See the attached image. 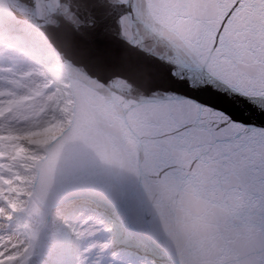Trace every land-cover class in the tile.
Returning a JSON list of instances; mask_svg holds the SVG:
<instances>
[{
  "label": "water",
  "instance_id": "1",
  "mask_svg": "<svg viewBox=\"0 0 264 264\" xmlns=\"http://www.w3.org/2000/svg\"><path fill=\"white\" fill-rule=\"evenodd\" d=\"M4 1L8 8L5 4L0 30L46 34L68 78L70 122L42 147L44 155L35 166L42 175L52 177L59 169L65 177L56 197L125 215L134 239L176 264L209 259L259 264L264 239L257 231L233 232L225 226L203 233L177 223L189 208L187 201L179 200L172 185H162V172L145 160L144 141L151 138L146 123L159 113L158 101L193 100L240 124L264 127V97L197 79L183 66L192 59L188 41L195 39L200 21L215 13L212 0ZM7 12L27 26L8 19ZM259 174L254 169L239 189L248 207L233 217L257 230L264 229ZM31 189L43 205L47 187ZM127 235L124 229L125 242L151 254Z\"/></svg>",
  "mask_w": 264,
  "mask_h": 264
},
{
  "label": "snow or ice",
  "instance_id": "2",
  "mask_svg": "<svg viewBox=\"0 0 264 264\" xmlns=\"http://www.w3.org/2000/svg\"><path fill=\"white\" fill-rule=\"evenodd\" d=\"M212 7L214 15L201 20L195 39L188 41L193 56L183 66L197 79L207 77L240 95L264 97V0H212ZM154 107L160 111L146 123L151 137L144 141L146 163L162 172L160 183L172 185L177 195L187 187L197 193L194 204L183 210L190 230H218L198 214L215 207L230 217L239 215V189L254 169L264 184V127L240 124L193 100L169 98Z\"/></svg>",
  "mask_w": 264,
  "mask_h": 264
},
{
  "label": "rangeland",
  "instance_id": "3",
  "mask_svg": "<svg viewBox=\"0 0 264 264\" xmlns=\"http://www.w3.org/2000/svg\"><path fill=\"white\" fill-rule=\"evenodd\" d=\"M2 18L0 14V26ZM29 46L38 56L55 60L62 87L49 91L47 74L29 67L36 62V57L25 55ZM66 83L58 59L41 36L0 30V264H170L125 242L124 216L112 212L80 205L73 215L83 211L93 218L81 235H69L52 224L46 232L49 238L42 233L41 210L29 192L41 148L68 124ZM41 113L49 116L44 128L37 119ZM22 234L33 243L21 248Z\"/></svg>",
  "mask_w": 264,
  "mask_h": 264
},
{
  "label": "clouds",
  "instance_id": "4",
  "mask_svg": "<svg viewBox=\"0 0 264 264\" xmlns=\"http://www.w3.org/2000/svg\"><path fill=\"white\" fill-rule=\"evenodd\" d=\"M45 40L48 43H51L48 40L47 35L45 34ZM54 47V46H53ZM56 51H59L56 49ZM25 55H32L36 57V62L29 65L31 68H35L40 71H44L47 74L48 79L52 81V86L49 91L57 88L62 87V81L60 77L57 75L54 64V59H46L44 57L38 56L31 47L24 49ZM37 119L40 121L39 127L44 128L47 126L49 122V116L47 113H41ZM30 148H35V145H28ZM42 151V149L40 150ZM23 172V170H21ZM33 189L39 192L42 188L47 187L48 190V198L44 201L41 209V213L38 217V222L42 225H56L60 229L64 230L67 234L72 236H79L82 232L88 229L93 224V218L89 216L87 213L80 211L78 215H73L74 212L77 211L78 205L71 203L67 200H61L56 197V193L61 191L63 188V184L65 181V177L61 174L60 170L58 169L56 174L52 177H48L47 175H42L39 172H36L33 169ZM33 173L24 172L25 175H32ZM83 179L87 180L88 178L85 176ZM197 193H194L190 187H187L178 195V198L181 202L187 201V206L191 207L194 204V196ZM201 198L205 195L203 192L198 194ZM248 205L245 201H243V205L240 208V211L247 208ZM214 211L211 212H202L198 215L201 217L202 222L205 224L210 225H217L219 227H230V230L233 232H253L257 231L258 235L264 239V229L257 230L251 224L241 222L239 224L234 222L233 217H230L223 209L213 207ZM177 223L183 224L185 223L183 219L177 221ZM182 234V233H181ZM23 235V240L21 243V248L25 245L33 243L31 238H29L26 234Z\"/></svg>",
  "mask_w": 264,
  "mask_h": 264
},
{
  "label": "bare ground",
  "instance_id": "5",
  "mask_svg": "<svg viewBox=\"0 0 264 264\" xmlns=\"http://www.w3.org/2000/svg\"><path fill=\"white\" fill-rule=\"evenodd\" d=\"M4 8H5V1L4 0H0V13H4ZM66 82H67V80H66ZM69 111H68V114L66 115L67 116V118H68V120H69ZM42 153H43V151H42ZM19 157L20 158H22V157H24V155H21L20 154V152H19ZM42 157V156H41ZM25 158V157H24ZM34 165H35V163H34ZM33 169H34V167H33ZM29 199L31 200V202H33L40 210L42 209V204L40 203V202H38L37 201V199L35 198V196L33 195V194H31L30 192H29ZM47 226L48 225H45V226H43V232L42 233H44L45 234V236H46V238L48 237L49 238V234H47L46 232H47Z\"/></svg>",
  "mask_w": 264,
  "mask_h": 264
}]
</instances>
